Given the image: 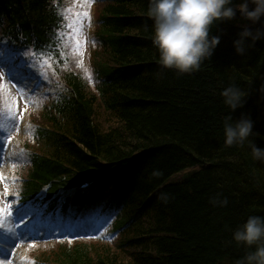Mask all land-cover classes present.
<instances>
[{
	"label": "trees",
	"instance_id": "trees-1",
	"mask_svg": "<svg viewBox=\"0 0 264 264\" xmlns=\"http://www.w3.org/2000/svg\"><path fill=\"white\" fill-rule=\"evenodd\" d=\"M59 6L60 0H0V33L15 44L57 50ZM148 9L149 0L98 6L101 50L93 61L104 85L93 92L77 73L68 74L69 93L42 116L47 126L37 133L42 143L30 155L24 195L47 181L55 192L104 176L94 192H111L121 209L110 230L116 241L61 245L55 263L236 264L251 249L232 233L249 216L264 217V162L247 142L224 143L225 118L234 122L243 113L254 122L249 139L264 149V40L243 57L235 53L237 12L212 28L220 43L210 60L181 74L160 64ZM230 85L248 93L234 112L221 96ZM224 198L227 206L212 202Z\"/></svg>",
	"mask_w": 264,
	"mask_h": 264
},
{
	"label": "clouds",
	"instance_id": "clouds-1",
	"mask_svg": "<svg viewBox=\"0 0 264 264\" xmlns=\"http://www.w3.org/2000/svg\"><path fill=\"white\" fill-rule=\"evenodd\" d=\"M237 12V25L242 30L233 41V48L243 57L257 41L264 40V0H149L148 16L153 21V43L160 64L181 74L198 70L204 61L210 60L220 43V36L210 34L212 28L235 20ZM221 96L234 112L244 106L248 93L230 85ZM253 128L254 122L243 113L234 122L231 116L226 117L224 143L244 146L247 142L253 158L264 162V149L249 139L255 135ZM212 202L220 206L228 203L226 198ZM232 240L251 249L236 264H264V217L249 216L232 233Z\"/></svg>",
	"mask_w": 264,
	"mask_h": 264
},
{
	"label": "rangeland",
	"instance_id": "rangeland-1",
	"mask_svg": "<svg viewBox=\"0 0 264 264\" xmlns=\"http://www.w3.org/2000/svg\"><path fill=\"white\" fill-rule=\"evenodd\" d=\"M64 8L62 11L64 27L60 33L61 39V49L66 60H70V65L73 68H77L82 72L83 75L90 73V58L91 53L95 50L96 43L91 40V34L94 33L96 25H93L94 19L96 16L93 15V10L97 14L99 2L96 0H64ZM93 25V26H92ZM95 26V27H94ZM93 29V30H92ZM5 39L0 37V130L6 132H11L10 122L15 116V120L18 122L17 126L13 131L10 145V155L8 166L6 169L0 171V208H3L4 196H9L13 192L8 186H2V183L6 181H14L10 185H17L16 178L21 174V167L16 166L12 167V160H16L23 164L27 161V152L26 150L29 147H26L23 151V144L25 138L32 134L35 125L41 122V112L40 109L47 107L51 102L55 101L56 96L60 91L65 89V82L63 76L55 71L54 65L51 63V58L47 56H39L32 52L31 50H21L15 49L14 47L7 46ZM60 58V57H59ZM12 65L11 68H18L16 72V77L22 73H32L34 79L27 80L26 82L31 85H26L24 91H21L13 82L6 76L3 68H8L9 65ZM40 77V80L38 79ZM90 74L87 78L89 83L88 86L90 89L93 88L95 82L91 78ZM39 80V83L34 85L33 82ZM22 87V86H21ZM44 99V100H43ZM38 108V109H37ZM37 109V110H36ZM38 111L40 114H35L32 119V114L30 117V112ZM33 122V123H32ZM4 142V138L2 143ZM19 187V186H18ZM29 218L35 219V214H31ZM7 217L4 213H0V249L3 254H6L7 251H12L13 241L10 235V240H6L3 232V224L7 222ZM28 219V213L23 214L21 220L26 222ZM9 220V219H8ZM10 222V220H9ZM43 221H40V225ZM27 225V222L25 223ZM26 232H29L33 228V224L29 228L26 226ZM11 228V227H10ZM65 224L62 225L61 229L57 231L58 234L64 232ZM104 225L100 226L99 234H103ZM98 230V231H99ZM4 237V239L1 238ZM2 239V240H1ZM41 245L43 248L52 249L54 245L48 246L47 244L37 243L28 246H22L20 249H16V252L12 259L5 261L0 260V264H33V260L29 258L30 252H34L36 247ZM39 248L36 252H39Z\"/></svg>",
	"mask_w": 264,
	"mask_h": 264
},
{
	"label": "snow or ice",
	"instance_id": "snow-or-ice-1",
	"mask_svg": "<svg viewBox=\"0 0 264 264\" xmlns=\"http://www.w3.org/2000/svg\"><path fill=\"white\" fill-rule=\"evenodd\" d=\"M11 204H8V205H6L5 206V208H0V213H4V212H6L7 210H10L11 209ZM21 210H17V212L19 213ZM18 218H22V217H18Z\"/></svg>",
	"mask_w": 264,
	"mask_h": 264
},
{
	"label": "bare ground",
	"instance_id": "bare-ground-1",
	"mask_svg": "<svg viewBox=\"0 0 264 264\" xmlns=\"http://www.w3.org/2000/svg\"><path fill=\"white\" fill-rule=\"evenodd\" d=\"M27 77H28V79H30V80L34 79L33 74L30 73V72L27 73Z\"/></svg>",
	"mask_w": 264,
	"mask_h": 264
}]
</instances>
